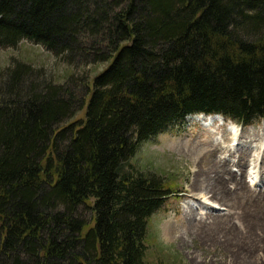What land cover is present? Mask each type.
I'll use <instances>...</instances> for the list:
<instances>
[{"label":"trees","instance_id":"obj_1","mask_svg":"<svg viewBox=\"0 0 264 264\" xmlns=\"http://www.w3.org/2000/svg\"><path fill=\"white\" fill-rule=\"evenodd\" d=\"M24 40L108 66L0 73V264H149L172 192L132 161L189 116L264 120V0H0V48Z\"/></svg>","mask_w":264,"mask_h":264},{"label":"rangeland","instance_id":"obj_2","mask_svg":"<svg viewBox=\"0 0 264 264\" xmlns=\"http://www.w3.org/2000/svg\"><path fill=\"white\" fill-rule=\"evenodd\" d=\"M92 44L93 41L87 46ZM17 62L31 65L40 72L42 80L57 85L66 84L73 75L78 80L77 85L84 81L91 84L108 66L107 63L68 65L43 46L27 40L14 48H0V73ZM84 116L85 112L80 111L67 123L82 120ZM194 117L171 125L164 133L144 143L132 161V165L144 174L163 179L172 192L165 206L150 220L147 261L149 264H264V207L256 199L230 196L236 207L212 199L210 203L216 209L214 214H230L231 218L216 229L210 221L203 230L188 221L190 209L204 214L192 188L201 160L214 145L227 148L236 144L230 145L231 132L227 128L215 131L224 135L221 139L213 134L215 128L202 127ZM241 128L243 132L257 135L252 141L239 142L236 146L252 150L245 174L246 184L250 188L253 185L256 191H263L264 176H260V165L264 154V120L247 127L239 126L238 131ZM231 169L234 175L241 174L234 165ZM228 189L236 194L233 184H228ZM90 214L86 213L88 219Z\"/></svg>","mask_w":264,"mask_h":264},{"label":"bare ground","instance_id":"obj_3","mask_svg":"<svg viewBox=\"0 0 264 264\" xmlns=\"http://www.w3.org/2000/svg\"><path fill=\"white\" fill-rule=\"evenodd\" d=\"M193 116H195L194 119L196 121L200 123L202 122L206 128L212 127L211 125L218 122V120L222 121L225 119L224 117H220L219 119L210 118L204 120L200 117L201 114ZM188 118H190V116ZM239 126L240 125L230 121L229 131L231 134L229 136V141L232 143L230 145H234L236 143L234 147L238 146L239 142L252 141L257 136L255 133L249 134L247 132H243L242 128L238 131ZM213 134L219 135L221 139H224L223 134H217L215 131ZM234 147L229 146L227 148H222L220 145L212 146L206 157L201 160L200 165L197 167L198 169L195 174L194 185L192 188L195 195H197V199L200 201L201 205L199 209H201L204 214H199L195 210L190 209V214L187 217L191 224L195 226L197 225L200 229L205 228L208 221H210V224L214 229H216L219 225H223L231 219L230 214H214L216 209L210 203L212 199L218 201L222 200L230 203L233 207H236L237 204L229 198L230 196H238L239 199H256L261 202L264 207V190L256 191L252 188L253 185H251L250 188L246 184L245 174L250 163L252 150L245 147ZM231 165L237 167L241 174L234 175L232 173ZM260 176H264V154L261 159ZM228 184H233V186L236 187L235 195H233L228 189ZM198 192L201 195H199ZM232 209L234 210V208Z\"/></svg>","mask_w":264,"mask_h":264}]
</instances>
